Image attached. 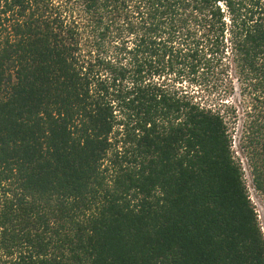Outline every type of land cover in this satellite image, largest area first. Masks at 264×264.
<instances>
[{
    "label": "trees",
    "instance_id": "1",
    "mask_svg": "<svg viewBox=\"0 0 264 264\" xmlns=\"http://www.w3.org/2000/svg\"><path fill=\"white\" fill-rule=\"evenodd\" d=\"M230 124L264 199V0H0V264H264Z\"/></svg>",
    "mask_w": 264,
    "mask_h": 264
},
{
    "label": "rangeland",
    "instance_id": "2",
    "mask_svg": "<svg viewBox=\"0 0 264 264\" xmlns=\"http://www.w3.org/2000/svg\"><path fill=\"white\" fill-rule=\"evenodd\" d=\"M184 86L188 85V82H183ZM194 90H197L200 92V87L195 86ZM202 92V90H201ZM196 99H198L202 104H205L206 106H220L222 109H225L228 111L231 105L236 106L237 109H239L238 115L241 117L242 115V108H241V100L236 92L233 94V96H229L227 94H195ZM231 104V105H230ZM238 111V110H237ZM238 125H236L237 127ZM229 130L232 133V151L235 156V158L239 161L242 171H243V179L244 183L247 188L248 196L253 204L256 214H257V219L260 225V228L263 232L264 235V199L262 195L257 191L252 183V178L250 175V170L247 164V160L244 156L243 153L240 152L239 147H238V135L239 131L234 130L231 124L229 125ZM234 130V131H233ZM106 163V162H105Z\"/></svg>",
    "mask_w": 264,
    "mask_h": 264
}]
</instances>
